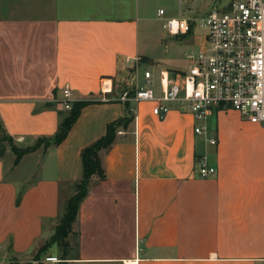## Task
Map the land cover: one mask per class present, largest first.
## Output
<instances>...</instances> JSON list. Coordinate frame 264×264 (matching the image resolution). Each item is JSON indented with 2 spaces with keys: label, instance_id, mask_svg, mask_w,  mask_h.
<instances>
[{
  "label": "crops",
  "instance_id": "crops-1",
  "mask_svg": "<svg viewBox=\"0 0 264 264\" xmlns=\"http://www.w3.org/2000/svg\"><path fill=\"white\" fill-rule=\"evenodd\" d=\"M145 2L0 0V138L9 142L0 149V264L34 259L81 177V151L127 117L115 83L148 58ZM65 86L72 103L88 102L66 138L14 165L12 146L55 135ZM129 104V124L100 154L105 178L91 180L79 205L71 249L62 258L53 245L45 255L59 262L44 264H264V127L220 111L208 125L217 144L207 145L175 103L163 119L150 103ZM201 154L214 175H196Z\"/></svg>",
  "mask_w": 264,
  "mask_h": 264
},
{
  "label": "built area",
  "instance_id": "built-area-1",
  "mask_svg": "<svg viewBox=\"0 0 264 264\" xmlns=\"http://www.w3.org/2000/svg\"><path fill=\"white\" fill-rule=\"evenodd\" d=\"M163 15L162 9L157 11L159 19ZM162 28L171 36L204 28L203 44L197 52L185 55L190 62L186 70H160L158 93L153 88L151 71H143L146 86L137 85L135 71V83L121 91V101L150 103L151 113L158 119L165 118L171 110L170 104L175 103L192 115L193 134L203 137L207 145L217 144V138L209 135L207 122L220 111H235L244 120L264 127V0H233L203 18L163 19ZM101 92H111L109 81H101ZM71 103V91L65 86L63 109L69 110ZM130 110L135 111L133 107ZM195 167L199 178L216 173L202 154L195 158ZM45 262H59V259L44 255L29 264Z\"/></svg>",
  "mask_w": 264,
  "mask_h": 264
},
{
  "label": "rangeland",
  "instance_id": "rangeland-1",
  "mask_svg": "<svg viewBox=\"0 0 264 264\" xmlns=\"http://www.w3.org/2000/svg\"><path fill=\"white\" fill-rule=\"evenodd\" d=\"M231 1L233 0H146L140 11L143 12L149 21L147 25L140 27L139 35L141 41L146 35L149 36L147 40L150 44L147 49L148 58H139L136 63V66H138L136 70L134 66L132 69L125 71L122 83H115L116 89L120 92L123 91L127 86L126 83L129 82L132 87L136 79L135 71L138 74L137 85L146 86L143 79V71L147 69L153 74V88L158 93L160 70L164 69L169 72H173L174 69L175 71L186 70L190 62L185 55L197 52L201 44V39H194L193 36L202 37L205 31L204 28H197L194 31L195 35L191 37L171 36L162 28V20L168 18H203L214 9L220 10L226 7ZM158 9L164 11V15L160 19L157 17ZM190 39H193L192 43H190ZM119 85L121 87H118ZM211 124L212 120L210 119L207 125L211 126ZM8 145V141H0V149H8ZM39 147L44 148V144L41 143ZM49 242L50 237L43 239L34 251V255L42 246H45L46 252H48L53 246Z\"/></svg>",
  "mask_w": 264,
  "mask_h": 264
},
{
  "label": "trees",
  "instance_id": "trees-1",
  "mask_svg": "<svg viewBox=\"0 0 264 264\" xmlns=\"http://www.w3.org/2000/svg\"><path fill=\"white\" fill-rule=\"evenodd\" d=\"M189 34L190 33L181 35V37H187ZM87 103L88 102L71 103V108L67 110V112L61 117L57 131L52 138L39 139L33 146L27 147L25 149L19 150L12 146L11 151L15 156L14 165L18 163L22 155L35 151L37 148H39L41 143L44 144V149L50 146H57L61 144L66 138L71 126L76 121L81 108ZM125 103L127 117L107 124L105 134L92 145L84 148L81 151V177L74 183L73 191L65 201L63 213L55 225L52 235L50 236V245H56L61 253L62 258L67 256L69 250L71 249L72 242L77 236V233L73 230V223L76 220L79 205L88 193V187L91 180L94 177H96L99 181L105 178L100 154L102 151L107 150L112 145L116 138L118 129L126 127L130 122V117H132L129 110L130 104L129 102ZM4 140V137L0 138V141ZM45 254L46 248L45 246H42L39 248L38 252L33 258L40 259Z\"/></svg>",
  "mask_w": 264,
  "mask_h": 264
}]
</instances>
